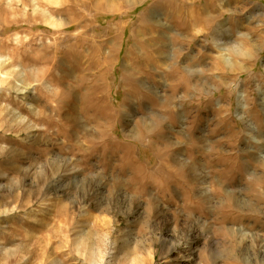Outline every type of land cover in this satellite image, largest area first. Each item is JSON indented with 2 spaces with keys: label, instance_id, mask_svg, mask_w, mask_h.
<instances>
[{
  "label": "rangeland",
  "instance_id": "obj_1",
  "mask_svg": "<svg viewBox=\"0 0 264 264\" xmlns=\"http://www.w3.org/2000/svg\"><path fill=\"white\" fill-rule=\"evenodd\" d=\"M0 264H264V0H0Z\"/></svg>",
  "mask_w": 264,
  "mask_h": 264
}]
</instances>
